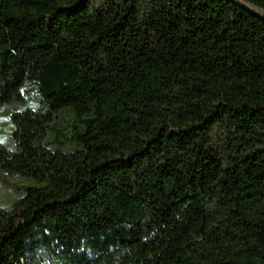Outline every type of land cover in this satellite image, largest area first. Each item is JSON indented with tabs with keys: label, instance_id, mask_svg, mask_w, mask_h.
Segmentation results:
<instances>
[{
	"label": "trees",
	"instance_id": "obj_1",
	"mask_svg": "<svg viewBox=\"0 0 264 264\" xmlns=\"http://www.w3.org/2000/svg\"><path fill=\"white\" fill-rule=\"evenodd\" d=\"M264 14V0H239ZM0 264H264V18L234 0H0Z\"/></svg>",
	"mask_w": 264,
	"mask_h": 264
},
{
	"label": "rangeland",
	"instance_id": "obj_2",
	"mask_svg": "<svg viewBox=\"0 0 264 264\" xmlns=\"http://www.w3.org/2000/svg\"><path fill=\"white\" fill-rule=\"evenodd\" d=\"M14 105H7L0 108V146L11 148V135L13 125L9 118V111ZM31 182L22 177H9L0 172V207L7 208L15 199L19 190Z\"/></svg>",
	"mask_w": 264,
	"mask_h": 264
},
{
	"label": "water",
	"instance_id": "obj_3",
	"mask_svg": "<svg viewBox=\"0 0 264 264\" xmlns=\"http://www.w3.org/2000/svg\"><path fill=\"white\" fill-rule=\"evenodd\" d=\"M234 1L238 2L239 4H241L245 9H247V10L253 12L254 14H256V15H258V16L264 18V14H262V13H260V12H258V11H255V10L252 9L250 6H247V5L243 4V3H242L241 1H239V0H234Z\"/></svg>",
	"mask_w": 264,
	"mask_h": 264
}]
</instances>
